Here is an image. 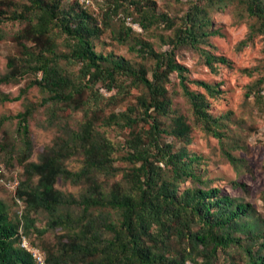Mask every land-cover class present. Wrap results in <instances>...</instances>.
<instances>
[{
	"label": "trees",
	"instance_id": "16d2710c",
	"mask_svg": "<svg viewBox=\"0 0 264 264\" xmlns=\"http://www.w3.org/2000/svg\"><path fill=\"white\" fill-rule=\"evenodd\" d=\"M234 1L254 19L249 25L248 40L259 35L264 44V0L192 3L168 43L172 48L188 46L199 51L209 68L216 63L228 64L224 57L211 55L200 45L214 34L209 30L210 10H220ZM131 4L139 7L138 22L143 30L158 23L174 27V21L166 14L157 13L154 8L144 10L138 1ZM119 6L117 3L114 8ZM5 7L0 9V22L25 25L14 35L20 47L19 56L8 58L0 85L32 77L25 89L37 87L45 95L40 105H45L49 112L47 125L57 126L60 133L39 157V163H25L31 151L28 119L35 109L27 106L23 112L8 117L17 120L28 152L19 161L25 177L29 180L37 177L34 188H22L21 184L17 197L23 198L27 212H45L50 219L48 227L63 232L57 237L62 242L61 251L58 254L48 251L47 264H185L187 260L212 264L218 250L231 246L242 249L246 264H264V230L245 220L248 205L235 202L217 188H207L196 173L197 157H190L185 147L172 151L171 145L159 143L162 133L185 145L191 140L190 126L183 117L173 118L168 132L159 121V117L169 112L171 101L166 85L173 73L190 105L194 122L207 133L222 136L220 118L208 113L201 94L187 88L186 69L174 61L172 51L157 52L150 43L133 39L131 48L154 61L149 79L145 68L135 69L122 57L94 50L93 40L103 29L76 1L65 5L64 0L20 3L7 0ZM106 17L104 27L110 25L109 15ZM118 31L121 42H128L134 34L130 26L122 25ZM59 36H63L66 51L60 49ZM74 66H78L75 72L69 70ZM127 81L129 84L125 85ZM194 84L211 97L220 93L217 85L204 81ZM138 86L145 89V95L137 98L139 112L128 106L120 112L104 113V108L115 106L129 94L131 87ZM99 88L116 93L105 97ZM262 90L258 89V97L263 98ZM6 101L7 96L0 97V103ZM66 111L82 113L76 128L63 121ZM99 122L101 127L113 125L130 130L126 141L128 152L122 157L130 167L122 171L121 179L114 181L108 190L101 178L116 177L119 169L114 165L116 147L98 128ZM139 124L147 125L148 129L135 130ZM71 157L81 158L77 171L64 165ZM226 158L230 163L235 161L229 153ZM58 178L83 185L82 195L78 199L64 195L55 188ZM186 182L189 185L181 189ZM28 215L24 216L25 230L32 224ZM20 221L19 218L17 223L10 221L0 202V264H35L17 246ZM242 238L256 244L244 246ZM259 239L261 242H257ZM195 258H200L201 263Z\"/></svg>",
	"mask_w": 264,
	"mask_h": 264
},
{
	"label": "rangeland",
	"instance_id": "374dc122",
	"mask_svg": "<svg viewBox=\"0 0 264 264\" xmlns=\"http://www.w3.org/2000/svg\"><path fill=\"white\" fill-rule=\"evenodd\" d=\"M20 3L21 0H9ZM76 1L83 9L90 13L100 23L102 32L98 38L93 40L94 50L103 55L112 53L115 57H122L128 61L133 68L143 67L147 70V77L151 79V71L154 61L151 58H143L131 47L134 38L142 39L152 45L157 52L173 53L174 61L185 67L187 77V88L204 97L208 105V113L215 118H220L222 127L219 128L222 136L217 138L207 133L194 122L190 105L179 86L178 78L173 73L169 76L166 85L170 97V108L167 116L159 117L162 128L170 131L171 120L175 117H183L190 126L189 144L173 138L168 133H162L159 143L171 145L172 151L185 147L189 156L197 157L194 166L196 173L207 188H217L221 194L228 195L237 203L248 205L245 220L257 229L264 230V44L261 36L254 35L248 40L249 25L254 22L245 13V8L237 1L230 2L224 8L210 10L209 30L214 34L207 38L200 49L211 55L224 57L228 64H213V68L205 65L203 56L199 51L188 46L172 48L168 41L173 37V30L180 24L189 6L200 4L201 0H64L68 5ZM131 1L140 2L144 10L154 8L155 12L166 14L174 21V27L168 28L164 23L152 25L147 30L139 26V7L131 4ZM7 0H0V9L5 10ZM118 8H114L116 4ZM9 6V5H7ZM10 7V6H9ZM109 15V26L104 27L103 21ZM24 23L13 21H1L0 31V76L7 71L9 57H18L20 47L14 35L24 27ZM136 26L134 34L128 42L118 39V30L121 26ZM60 49L66 51V43L63 36L58 38ZM245 41V44H241ZM30 45V44H28ZM78 66L69 67L76 71ZM40 76V74H39ZM32 77H23L16 84L0 85V97L5 95L9 101L0 103V181L4 183L15 179L17 187L9 191L0 183V202L13 223L20 221L19 233L24 235L32 244L41 247L46 255L48 251L58 254L61 251V243L58 235L63 234L59 228H49V216L43 211L25 210L23 198L17 197V191L21 184L22 188H34L37 177L26 179L23 168L19 161L27 155L24 146V138L18 130L17 120L8 118L23 112L27 106L34 107V111L28 119V139L31 151L26 157L25 163H39V157L50 148L55 138L60 134L57 126H48L49 115L45 105H40L45 95L37 87L26 88ZM195 81H204L217 85L220 93L214 97L209 96L203 89L194 84ZM125 85L129 81L124 82ZM258 89L262 97H258ZM24 90V91H23ZM105 97L114 95L115 90L107 92L99 88ZM145 95L142 86L131 87L129 94L122 98L115 106L104 108V113L120 112L130 106L139 112L137 98ZM63 121L71 127L76 126L82 120L80 111H66L62 116ZM98 128L104 132L106 137L115 145L114 165L119 169L116 177L101 178L106 190L114 182L121 179L123 170H127L130 164L122 159L128 152L126 141L129 139V129L115 126ZM148 129L147 125L139 124L135 130L143 132ZM229 153L234 159L230 163L226 158ZM64 165L71 171H77L81 166L80 157H71L65 160ZM189 185L188 182L180 186L183 189ZM55 188L64 195L73 196L78 199L84 191L83 185H73L68 181L58 178ZM21 203V207L18 204ZM18 211L21 214L18 215ZM78 213V211H75ZM29 214L31 220L29 228L25 230L24 216ZM27 217V215H26ZM245 237V236H243ZM248 239V240H247ZM242 238V245L246 246L253 242L249 238ZM247 241V242H246ZM257 242H261L259 239ZM255 249V248H254ZM201 263L200 258H195ZM185 264H194L187 260ZM212 264H246V258L242 249L231 246L225 250H218Z\"/></svg>",
	"mask_w": 264,
	"mask_h": 264
},
{
	"label": "built area",
	"instance_id": "2783aa9c",
	"mask_svg": "<svg viewBox=\"0 0 264 264\" xmlns=\"http://www.w3.org/2000/svg\"><path fill=\"white\" fill-rule=\"evenodd\" d=\"M83 2L84 0H80V3H83ZM132 28L138 29V27L136 26H132ZM0 183H2L5 186V188H7L9 191H14L18 184L15 179H12L8 181L7 183H4L1 180ZM17 202L19 206L21 207L20 201L17 200ZM18 212H19L18 215H20L21 211H18ZM17 246L20 249L27 252L35 264H47L45 251L41 247L32 244L31 241H29L24 235L20 233L18 234V238H17Z\"/></svg>",
	"mask_w": 264,
	"mask_h": 264
}]
</instances>
